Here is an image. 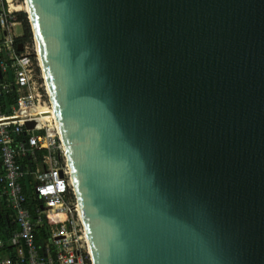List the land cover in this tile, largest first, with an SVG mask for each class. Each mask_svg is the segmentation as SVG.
Listing matches in <instances>:
<instances>
[{
    "label": "water",
    "instance_id": "water-1",
    "mask_svg": "<svg viewBox=\"0 0 264 264\" xmlns=\"http://www.w3.org/2000/svg\"><path fill=\"white\" fill-rule=\"evenodd\" d=\"M24 2L91 264H264V0Z\"/></svg>",
    "mask_w": 264,
    "mask_h": 264
},
{
    "label": "built area",
    "instance_id": "built-area-1",
    "mask_svg": "<svg viewBox=\"0 0 264 264\" xmlns=\"http://www.w3.org/2000/svg\"><path fill=\"white\" fill-rule=\"evenodd\" d=\"M10 2L0 0V97L11 91L16 95L7 108L0 100V206L15 225L8 245L19 264H91L56 121L36 115L51 110L37 50L33 40L17 41L22 36L16 37L14 29L21 23ZM28 122L37 125L26 130ZM27 177L32 179L31 202L22 185ZM41 223L47 225L51 245L43 255L35 243ZM4 248L0 238V251ZM0 264L12 262L0 258Z\"/></svg>",
    "mask_w": 264,
    "mask_h": 264
},
{
    "label": "trees",
    "instance_id": "trees-1",
    "mask_svg": "<svg viewBox=\"0 0 264 264\" xmlns=\"http://www.w3.org/2000/svg\"><path fill=\"white\" fill-rule=\"evenodd\" d=\"M16 17H17V20L22 24V27H23V36L20 39H18L17 41L20 42L21 44L31 43L32 33L30 30V26L28 25L29 23L27 21L26 15L25 14H19V15L16 14ZM0 59H1V55H0ZM0 100H1L2 104H4L5 107L7 108V105H14V103L16 101V95L13 91H11L7 96H1ZM31 184H32V179L29 177L24 179L23 184H22L24 192H25L29 202L32 201ZM14 229H15V225L12 222V219L10 217V213L7 210H5L3 207L0 206V233L2 231L6 234L7 239H4L5 242L9 240L11 232ZM49 239H50V237L48 236V233H47V225H46V223H41L36 229V237H35V243H36L37 247L39 248V252L41 253V255L44 254L45 247L50 246V249H51ZM11 249H12L11 251H13L11 253L12 259H13L12 264H16L15 263L16 261H15L14 249L13 248H11Z\"/></svg>",
    "mask_w": 264,
    "mask_h": 264
},
{
    "label": "rangeland",
    "instance_id": "rangeland-1",
    "mask_svg": "<svg viewBox=\"0 0 264 264\" xmlns=\"http://www.w3.org/2000/svg\"><path fill=\"white\" fill-rule=\"evenodd\" d=\"M23 6H24V0H11V2H10V7L15 11V13L17 15H19V14H25L26 15V18H27V21L29 23L28 15L26 14V12L24 10H22ZM16 7H19L21 10H17L16 11L15 10ZM28 25H30V24H28ZM21 26H22V24H21ZM21 26L20 27H16L14 29V34H15L16 37L23 36V27H21Z\"/></svg>",
    "mask_w": 264,
    "mask_h": 264
},
{
    "label": "crops",
    "instance_id": "crops-1",
    "mask_svg": "<svg viewBox=\"0 0 264 264\" xmlns=\"http://www.w3.org/2000/svg\"><path fill=\"white\" fill-rule=\"evenodd\" d=\"M0 238L4 240V239H7V236L4 232L1 231ZM11 248L12 247L10 245H8V241H6L5 242V248L0 251V258L1 259H8L13 263L12 254H11L13 251H11L12 250ZM15 263L19 264L17 262H15Z\"/></svg>",
    "mask_w": 264,
    "mask_h": 264
},
{
    "label": "bare ground",
    "instance_id": "bare-ground-1",
    "mask_svg": "<svg viewBox=\"0 0 264 264\" xmlns=\"http://www.w3.org/2000/svg\"><path fill=\"white\" fill-rule=\"evenodd\" d=\"M15 10H21L19 7H16ZM22 10H24L26 12V14L28 15V9H27V5H26V2H24V6L22 8ZM38 56V59H40L39 55ZM44 77V76H43ZM36 115H40L39 116V119L42 120V121H45V120H48V119H51V118H54V113L52 110H46V111H42L40 110L39 112L36 113Z\"/></svg>",
    "mask_w": 264,
    "mask_h": 264
}]
</instances>
